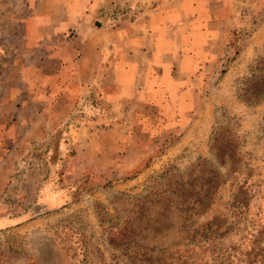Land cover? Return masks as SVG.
Here are the masks:
<instances>
[{"label": "rangeland", "instance_id": "374dc122", "mask_svg": "<svg viewBox=\"0 0 264 264\" xmlns=\"http://www.w3.org/2000/svg\"><path fill=\"white\" fill-rule=\"evenodd\" d=\"M31 2L0 0V43L14 45L13 33L21 28L18 19L30 15ZM208 7L211 12L216 9L205 15L213 23L209 39L193 45L196 51L204 49L207 67L201 69L200 83H193L196 96L186 101L183 114H178L177 103L170 108L171 101L156 99L161 108L150 109L151 104L140 105L137 98L139 114L120 117L114 146L111 131H106L102 146L73 147L62 157L57 151L47 153V160L56 162L54 178L67 188V196L62 205L41 212L32 209L20 225L0 230V264H231L232 249L242 251L241 264H264V104L247 103L240 95L255 60L264 56V0H215ZM214 16L221 19L215 21ZM181 41L175 36L172 46L180 48ZM225 115L241 124L243 164L240 173L227 177L211 210L196 218L194 242L179 237L176 214L167 222H173L167 233L166 228L146 231L136 222L127 225L132 194L151 177L172 165L186 169L199 157L214 161L211 137ZM45 151L40 149L39 160L26 154L24 170L37 165L49 177L48 163L42 160ZM74 154L86 170L81 177L67 178L69 164L71 170L76 168L77 159L68 160ZM228 167L219 169L225 172ZM32 186L33 180L25 181L18 189L30 207L38 199ZM15 190L8 189L9 195L0 199L12 201ZM235 194L242 204L232 205ZM147 213L151 224L159 223L156 208ZM218 223L227 225L220 237L198 235L197 229L199 233L215 230ZM124 227L134 228L138 236L129 233L127 240L119 241ZM253 234L259 237L257 244L252 243Z\"/></svg>", "mask_w": 264, "mask_h": 264}, {"label": "crops", "instance_id": "0c3cea01", "mask_svg": "<svg viewBox=\"0 0 264 264\" xmlns=\"http://www.w3.org/2000/svg\"><path fill=\"white\" fill-rule=\"evenodd\" d=\"M214 1L32 0L14 45L0 43V197L16 189L12 201L0 199V230L20 225L32 209L63 204L67 188L47 153L102 146L106 131L114 146L120 117L139 114L137 98L150 109L161 108L156 99L177 103L183 114L207 67L204 49L193 45L209 39L213 23L205 15ZM175 36L185 47L172 46ZM40 149L49 177L37 165L24 170V156L39 160ZM75 167L65 177L86 170L79 159ZM32 180L38 199L30 207L18 189Z\"/></svg>", "mask_w": 264, "mask_h": 264}, {"label": "trees", "instance_id": "16d2710c", "mask_svg": "<svg viewBox=\"0 0 264 264\" xmlns=\"http://www.w3.org/2000/svg\"><path fill=\"white\" fill-rule=\"evenodd\" d=\"M240 51L237 49L235 53L239 54ZM240 90L241 98L247 103L264 104V56L255 60L251 68V76L244 79ZM242 135L239 121L225 115L211 137L210 148L215 162L199 157L186 169L182 170L177 165H172L160 174L151 177L138 192L132 194V209L128 218L131 220L126 222L127 225L136 222L138 226L141 224V230L149 231L155 226L154 228L158 230L166 228L167 233L173 224V222L169 224L167 222L173 221L171 214H176L179 237L184 242H194L196 218L211 210L220 196V190L227 184V177L241 171L243 158L239 150L244 141ZM143 164L136 165L135 168ZM220 166L229 167L222 172L219 169ZM234 178L236 179V176ZM239 188H242V185ZM238 196V194L233 196V206L243 203ZM153 208L160 213V221L156 225L151 224L147 213ZM220 224L223 223H218L215 230L208 229L209 231L206 230L203 233H199L197 229L198 235L205 239L211 236L220 237L223 234L220 230L227 226ZM121 231L123 233L117 237L119 241L127 240L130 237L129 233L138 236L132 227H124ZM252 237V243L254 244L255 241L257 244L258 235L253 234ZM231 251V264H241L243 262L242 251L234 249ZM252 262V259H249L248 263Z\"/></svg>", "mask_w": 264, "mask_h": 264}]
</instances>
